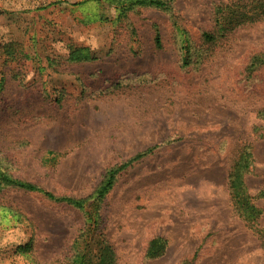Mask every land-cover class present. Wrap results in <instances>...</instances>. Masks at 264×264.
<instances>
[{
    "label": "rangeland",
    "instance_id": "374dc122",
    "mask_svg": "<svg viewBox=\"0 0 264 264\" xmlns=\"http://www.w3.org/2000/svg\"><path fill=\"white\" fill-rule=\"evenodd\" d=\"M56 1L0 0V170L86 201L0 185V264H70L101 241L117 264H264V0H173L172 14L127 17ZM221 15L240 24L206 41ZM246 145L254 226L228 181ZM148 149L97 198L111 169ZM155 237L166 251L149 259Z\"/></svg>",
    "mask_w": 264,
    "mask_h": 264
},
{
    "label": "trees",
    "instance_id": "16d2710c",
    "mask_svg": "<svg viewBox=\"0 0 264 264\" xmlns=\"http://www.w3.org/2000/svg\"><path fill=\"white\" fill-rule=\"evenodd\" d=\"M89 1H99V2L103 1L112 5L113 7L116 8V10L119 11L120 17H127L129 12L135 11L139 7L158 8L170 14H172L174 11L173 0H83L82 2L79 3H86ZM58 2L59 0L53 3H58ZM45 7L47 6L41 7V9ZM221 11H222V7L221 5H219L215 13L219 16ZM247 17H248L247 13L245 12V13H241L238 16V19L240 18L247 19ZM223 18L224 15H221L220 18H217V22H216V26H217L216 28L218 31L217 34L211 32L204 33V38L206 41L208 42L214 41L217 35L231 32L235 28H237L238 25L240 24L236 22L234 23L235 17L233 15L231 16L229 22H226L225 24L221 23V19ZM219 30L221 32H219ZM155 44L157 47L162 46L161 35L158 31H156V35H155ZM151 151L152 149H148L142 153H139L138 155L129 159L120 166L111 169L108 173L107 178L97 190V198L100 200L104 199L105 196L112 189L119 173L124 169H126L135 161H138L147 154H149ZM252 158L253 155L252 152L250 151V148L247 145L244 146L239 152L238 156L236 157L230 169L228 181H229L231 200L234 209L240 214L241 217H243L246 221H248L250 225L254 226V224H256V220L261 215V209L258 208L253 202L254 197L249 193L248 187L244 180V175L248 171V168L251 166ZM0 185L2 187H9V188L20 189L29 192L41 193L48 200L73 205L80 209L84 207L86 201V199H77L69 196H57L53 192L45 190L33 182L14 177L12 174H9L2 170H0ZM258 196L264 198V189L260 191ZM258 232L260 234V237L263 239V243H264V227L259 228ZM97 244L98 246L95 250L87 249L86 247L82 250L76 251V253L74 254L73 258L70 261L71 262L70 264H117V257L112 246H110L104 241L98 242ZM166 247H167L166 239H164L163 237H155L149 242L146 251V256L149 259L160 257L165 253Z\"/></svg>",
    "mask_w": 264,
    "mask_h": 264
}]
</instances>
